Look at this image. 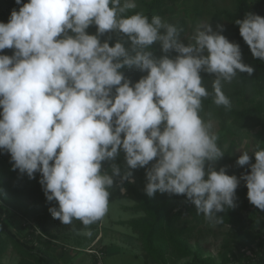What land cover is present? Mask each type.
Instances as JSON below:
<instances>
[{
	"label": "clouds",
	"instance_id": "obj_1",
	"mask_svg": "<svg viewBox=\"0 0 264 264\" xmlns=\"http://www.w3.org/2000/svg\"><path fill=\"white\" fill-rule=\"evenodd\" d=\"M15 4L0 22V154L21 176L39 174L54 219L79 221L90 236L111 190L125 192L137 169L148 197L184 196L213 226L224 222L217 213L237 206L242 181L249 203L264 211V148L241 152L236 165L248 171L227 174L217 168L225 153L214 123L201 115L209 97L230 110L224 83L254 73L222 25L197 23L185 44L182 28L134 11L137 0ZM235 25L264 60V17L250 11ZM125 69L142 75L134 82ZM202 74L214 77L211 91Z\"/></svg>",
	"mask_w": 264,
	"mask_h": 264
},
{
	"label": "trees",
	"instance_id": "obj_2",
	"mask_svg": "<svg viewBox=\"0 0 264 264\" xmlns=\"http://www.w3.org/2000/svg\"><path fill=\"white\" fill-rule=\"evenodd\" d=\"M177 0H152L146 4L145 15L150 19L152 16L164 18L168 10L166 8L169 2ZM27 2V0H24ZM18 7L15 0H0V22H7L11 11ZM253 12L264 17V0H236V7L233 11H222L215 16V21L225 18L229 26L222 33L230 42L240 45L242 51V60L245 64L254 68L253 75L247 73L240 74L247 82L258 90H264V60L254 59L247 45L239 35L238 26L235 25L236 19H242L248 12ZM117 37L113 35L110 46L114 44ZM127 46V45H126ZM4 54L11 55V50H5ZM159 55V50H157ZM126 76L137 81L142 75L135 69H127ZM205 86L211 91V83L214 77L202 74ZM230 101L235 96H229ZM204 111L202 116L215 114L222 120L231 119L239 128H253L260 122L256 112L251 109H235L231 106L230 110L223 107H217L212 102V98L203 101ZM10 156L0 154V237L6 236L13 244L20 248L24 258L20 264H57L55 260L47 254V251L53 246L52 239H58L53 235L51 228L59 220L52 217L48 211L50 207L56 206L55 202L46 201L41 185L39 184L40 176L36 175L35 179H29L27 175L21 176L17 171L12 170V164L9 162ZM230 161L229 155L227 160L221 166H227ZM254 163V157L252 158ZM117 163L121 165V161ZM122 166V165H121ZM220 166V167H221ZM219 168V167H218ZM135 182H125L123 187L126 194L123 198H131L136 205L133 207L136 213L143 214L137 219L129 222L134 233L141 240L148 260L152 264H217L212 257H204L202 250L193 251L192 246H200V241L205 237L200 229L205 228L207 221L202 214H197L195 206L186 201L184 196L161 194L157 192L153 197H148L145 192L146 174L144 169L134 170ZM118 182V181H117ZM115 188V187H114ZM118 188V187H116ZM118 193L120 190L118 188ZM236 195L243 204L245 213H240L234 209H226L225 212L217 213L222 217L224 222L221 226H231L235 229L236 235L243 237L247 244L256 242L261 252L257 258L250 261L251 264H264V234L251 229L249 222L252 210L248 207L247 188L244 182L237 189ZM264 218V211H261ZM10 215L18 222L22 218H27L35 222L36 227L49 238L43 243V248L38 247L32 240L35 235L34 228L29 227L23 235L22 226L16 222L20 232L17 233L12 229L13 221ZM103 220V219H102ZM102 220L93 224L91 230L101 225ZM12 222V223H11ZM74 232L83 230V225L76 221ZM98 233L95 238H98ZM26 238V240L24 239ZM31 238V239H28ZM40 238V236H39ZM52 238V239H51ZM94 238V240H95ZM96 241V240H95ZM6 242L0 241V260L5 252ZM105 252V248H101ZM230 251V250H229ZM105 254V253H104ZM94 264L97 263L95 255Z\"/></svg>",
	"mask_w": 264,
	"mask_h": 264
},
{
	"label": "rangeland",
	"instance_id": "obj_3",
	"mask_svg": "<svg viewBox=\"0 0 264 264\" xmlns=\"http://www.w3.org/2000/svg\"><path fill=\"white\" fill-rule=\"evenodd\" d=\"M152 0H137L138 7L134 11L145 13L146 4ZM236 7V0H177L169 2L166 6L168 13L164 17L170 23L182 28L181 39L187 44L194 33L199 22H208L216 30L217 25H222L224 30L228 28L229 22L225 18L215 21V16L222 11H233ZM1 18V14H0ZM94 34L95 28L89 30ZM159 50V46H155ZM125 72L127 69L124 70ZM223 91L226 95L235 96L231 99V106L235 109L254 110L260 119L257 126L253 128H239L231 119L222 120L218 115L210 114L205 119H211L214 123V130L219 136L218 144L225 153V156L217 164L220 167L229 155L230 161L227 164L229 175L235 174L239 177L248 171L247 166L240 168L236 160L240 153L248 151L252 154L258 148H264V90L253 88L247 80L238 74L231 83H224ZM7 156V154H4ZM253 158V157H252ZM123 165V154L118 159ZM136 180L133 170V177ZM243 181L241 182V184ZM240 184V185H241ZM239 185V187H240ZM238 187V188H239ZM112 195L109 201V209L103 218L101 225L91 230V235H84V229L75 233L73 229L77 224L63 225L59 221L51 228L53 235L58 239H52V247L47 254L57 264H94L93 254L88 250L105 248L103 264H152L146 255L143 244L129 222L139 218L143 214L136 213L133 207L136 205L131 198H123L125 192L118 193V188L111 190ZM238 198V197H237ZM235 210L245 213L243 204L237 199ZM248 207L253 211L249 222L251 229L264 234V218L261 210L256 209L248 201ZM13 221L12 229L20 232L17 221L10 215ZM18 225L19 222L17 221ZM30 229L22 230L25 235ZM37 232V231H35ZM205 237L200 241V246H192L193 251L202 250L204 257H212L217 264H251V259L257 258L261 252L256 242L247 244L243 237L237 236L235 229L231 226H221L208 223L205 228L200 229ZM98 235V240L95 236ZM40 236V238H39ZM95 238V240H94ZM26 240V238H24ZM31 239V238H28ZM6 242L5 252L0 264H20L24 258L20 248L12 243L6 236H1L0 241ZM33 242L40 248L46 239L38 232L32 238ZM230 250V251H229Z\"/></svg>",
	"mask_w": 264,
	"mask_h": 264
},
{
	"label": "built area",
	"instance_id": "obj_4",
	"mask_svg": "<svg viewBox=\"0 0 264 264\" xmlns=\"http://www.w3.org/2000/svg\"><path fill=\"white\" fill-rule=\"evenodd\" d=\"M19 224L22 226V228H24L25 230H27L30 226H32L34 228V231L36 233H40L41 236H43L46 240H49L48 237H46L45 235H43V233L39 230L38 227H36V224L34 221L29 220L27 218H22L21 221H19ZM89 253L94 254L96 259H97V263L96 264H103V257H104V253L102 252L101 249H96V250H88Z\"/></svg>",
	"mask_w": 264,
	"mask_h": 264
},
{
	"label": "crops",
	"instance_id": "obj_5",
	"mask_svg": "<svg viewBox=\"0 0 264 264\" xmlns=\"http://www.w3.org/2000/svg\"><path fill=\"white\" fill-rule=\"evenodd\" d=\"M98 241H100V239H99V240L97 239V242H98Z\"/></svg>",
	"mask_w": 264,
	"mask_h": 264
}]
</instances>
